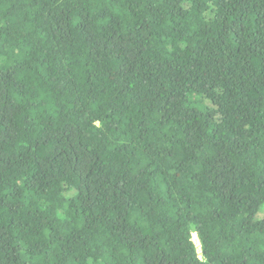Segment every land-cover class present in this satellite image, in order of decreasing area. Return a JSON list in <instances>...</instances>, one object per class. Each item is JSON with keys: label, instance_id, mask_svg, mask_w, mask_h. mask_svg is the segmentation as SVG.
Returning a JSON list of instances; mask_svg holds the SVG:
<instances>
[{"label": "trees", "instance_id": "1", "mask_svg": "<svg viewBox=\"0 0 264 264\" xmlns=\"http://www.w3.org/2000/svg\"><path fill=\"white\" fill-rule=\"evenodd\" d=\"M263 204L264 0H0V264H264Z\"/></svg>", "mask_w": 264, "mask_h": 264}, {"label": "rangeland", "instance_id": "2", "mask_svg": "<svg viewBox=\"0 0 264 264\" xmlns=\"http://www.w3.org/2000/svg\"><path fill=\"white\" fill-rule=\"evenodd\" d=\"M264 216V204L260 206L259 210L257 211L255 217L262 218ZM193 237V236H192ZM198 244V243H197Z\"/></svg>", "mask_w": 264, "mask_h": 264}, {"label": "bare ground", "instance_id": "3", "mask_svg": "<svg viewBox=\"0 0 264 264\" xmlns=\"http://www.w3.org/2000/svg\"><path fill=\"white\" fill-rule=\"evenodd\" d=\"M192 236H193L194 241H195L196 244H197V243H198V239H197L196 233L193 232Z\"/></svg>", "mask_w": 264, "mask_h": 264}]
</instances>
